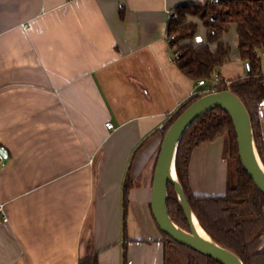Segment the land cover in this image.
Instances as JSON below:
<instances>
[{"label":"crops","instance_id":"obj_1","mask_svg":"<svg viewBox=\"0 0 264 264\" xmlns=\"http://www.w3.org/2000/svg\"><path fill=\"white\" fill-rule=\"evenodd\" d=\"M188 1L208 0H0V264L94 252L100 264H164L151 208L159 129L205 89L178 68L168 34ZM198 34L207 42L201 24ZM224 41L221 76H244L236 31ZM259 114L264 137V103ZM219 139L193 151L195 193H225L196 187L203 169L224 188Z\"/></svg>","mask_w":264,"mask_h":264},{"label":"trees","instance_id":"obj_2","mask_svg":"<svg viewBox=\"0 0 264 264\" xmlns=\"http://www.w3.org/2000/svg\"><path fill=\"white\" fill-rule=\"evenodd\" d=\"M168 26L172 47L176 48L178 68L192 80L205 79V89L192 96L159 129L164 136L183 110L201 95L229 89L244 102L252 121L255 142L264 162V137L259 108L264 103V0L188 1L178 4ZM194 17L197 19L191 20ZM200 24L206 29L207 42L196 44ZM234 29L242 61L249 62L244 77L226 79L221 68L230 60L231 46L224 37ZM215 45V47H213ZM219 76L213 85L212 76ZM228 137L229 158L235 165L237 186L224 194H198L190 183V162L194 149L221 136ZM176 170L186 197L203 228L221 245L235 252L244 264H264V194L242 166L237 136L229 114L214 108L196 119L183 134L176 155ZM130 180L124 183V231ZM168 209L172 219L190 229L175 186L168 184ZM164 264H221L214 258L181 244L165 232ZM79 264H100L98 252L84 256ZM124 264H127L124 255Z\"/></svg>","mask_w":264,"mask_h":264},{"label":"water","instance_id":"obj_3","mask_svg":"<svg viewBox=\"0 0 264 264\" xmlns=\"http://www.w3.org/2000/svg\"><path fill=\"white\" fill-rule=\"evenodd\" d=\"M217 107L229 114L235 128L242 166L264 194V162L255 142L250 114L236 93L223 89L207 92L195 99L168 128L155 166L151 208L157 224L171 238L214 258L221 264H244L235 252L218 243L203 228L186 197L176 170V155L183 134L196 119ZM169 183L175 186L180 205L190 226L189 230L177 224L169 214L167 204ZM195 220L206 233V237L200 235Z\"/></svg>","mask_w":264,"mask_h":264},{"label":"rangeland","instance_id":"obj_4","mask_svg":"<svg viewBox=\"0 0 264 264\" xmlns=\"http://www.w3.org/2000/svg\"><path fill=\"white\" fill-rule=\"evenodd\" d=\"M262 70L264 71V60L262 62ZM244 76H239V77H244ZM219 138H221L219 140H221V142L223 143V146L220 150V157L224 158L225 160L224 162H226V168H227L226 169V181H225L224 188L222 189L215 184H211L213 182L215 183L216 179L210 178V175H208L205 170L203 171V169H201L200 177H198V180L196 181V187L199 193H221V192L224 193L227 190H230L237 186L236 176L234 172L235 165L232 163V161L229 158L228 137L225 135Z\"/></svg>","mask_w":264,"mask_h":264},{"label":"built area","instance_id":"obj_5","mask_svg":"<svg viewBox=\"0 0 264 264\" xmlns=\"http://www.w3.org/2000/svg\"><path fill=\"white\" fill-rule=\"evenodd\" d=\"M211 2H218V0H210ZM172 17H176L177 16V14L176 13H174V12H172V15H171ZM174 38V36H169V39L170 40H172ZM262 54L264 55V51L262 52ZM250 69H251V65H250V63L249 62H246L245 63V70H246V74L250 71ZM212 81H213V85H216L217 83H218V81H219V76L216 74V75H214V76H212ZM199 84L200 85H206L207 84V82H206V80L205 79H201V80H199ZM212 89V91H214V89L213 88H211ZM106 126L109 128V129H112L114 126H113V124L111 123V122H106ZM0 158H2V156H0Z\"/></svg>","mask_w":264,"mask_h":264},{"label":"bare ground","instance_id":"obj_6","mask_svg":"<svg viewBox=\"0 0 264 264\" xmlns=\"http://www.w3.org/2000/svg\"><path fill=\"white\" fill-rule=\"evenodd\" d=\"M195 224H196L198 231L200 232V235L206 237L207 236L206 233L202 230V228L199 225V223L197 222V220H195Z\"/></svg>","mask_w":264,"mask_h":264}]
</instances>
